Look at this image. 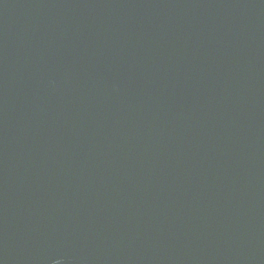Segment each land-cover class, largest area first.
I'll use <instances>...</instances> for the list:
<instances>
[{"label": "water", "instance_id": "water-1", "mask_svg": "<svg viewBox=\"0 0 264 264\" xmlns=\"http://www.w3.org/2000/svg\"><path fill=\"white\" fill-rule=\"evenodd\" d=\"M264 264V0H0V264Z\"/></svg>", "mask_w": 264, "mask_h": 264}, {"label": "clouds", "instance_id": "clouds-1", "mask_svg": "<svg viewBox=\"0 0 264 264\" xmlns=\"http://www.w3.org/2000/svg\"><path fill=\"white\" fill-rule=\"evenodd\" d=\"M55 264H59V261L55 262Z\"/></svg>", "mask_w": 264, "mask_h": 264}]
</instances>
